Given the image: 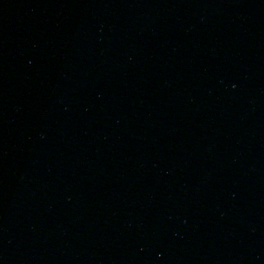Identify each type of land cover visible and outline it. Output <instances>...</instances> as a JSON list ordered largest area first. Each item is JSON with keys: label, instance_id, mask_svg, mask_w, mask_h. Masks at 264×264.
Instances as JSON below:
<instances>
[{"label": "water", "instance_id": "obj_1", "mask_svg": "<svg viewBox=\"0 0 264 264\" xmlns=\"http://www.w3.org/2000/svg\"><path fill=\"white\" fill-rule=\"evenodd\" d=\"M0 264H264V0H0Z\"/></svg>", "mask_w": 264, "mask_h": 264}]
</instances>
